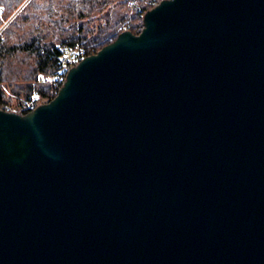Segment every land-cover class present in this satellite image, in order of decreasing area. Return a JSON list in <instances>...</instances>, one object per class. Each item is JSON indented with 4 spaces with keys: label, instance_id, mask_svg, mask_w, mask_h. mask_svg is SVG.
<instances>
[{
    "label": "water",
    "instance_id": "obj_1",
    "mask_svg": "<svg viewBox=\"0 0 264 264\" xmlns=\"http://www.w3.org/2000/svg\"><path fill=\"white\" fill-rule=\"evenodd\" d=\"M0 108V264H264V0H162Z\"/></svg>",
    "mask_w": 264,
    "mask_h": 264
},
{
    "label": "trees",
    "instance_id": "obj_2",
    "mask_svg": "<svg viewBox=\"0 0 264 264\" xmlns=\"http://www.w3.org/2000/svg\"><path fill=\"white\" fill-rule=\"evenodd\" d=\"M161 1L0 0V108L28 113L51 101L65 82L64 57L95 54L125 30L139 34Z\"/></svg>",
    "mask_w": 264,
    "mask_h": 264
},
{
    "label": "built area",
    "instance_id": "obj_3",
    "mask_svg": "<svg viewBox=\"0 0 264 264\" xmlns=\"http://www.w3.org/2000/svg\"><path fill=\"white\" fill-rule=\"evenodd\" d=\"M79 61L80 60H76V59L70 58L68 56H66V57H64L62 59L61 63L63 64V67H64L65 78H66L67 72L71 69V67L77 65ZM4 110L13 111L11 108H7V109H4Z\"/></svg>",
    "mask_w": 264,
    "mask_h": 264
},
{
    "label": "rangeland",
    "instance_id": "obj_4",
    "mask_svg": "<svg viewBox=\"0 0 264 264\" xmlns=\"http://www.w3.org/2000/svg\"><path fill=\"white\" fill-rule=\"evenodd\" d=\"M14 101L16 102V99Z\"/></svg>",
    "mask_w": 264,
    "mask_h": 264
}]
</instances>
